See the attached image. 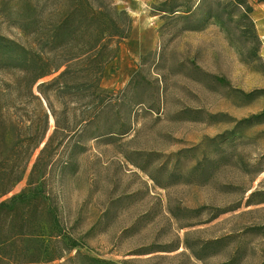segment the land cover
Listing matches in <instances>:
<instances>
[{
    "label": "rangeland",
    "instance_id": "obj_1",
    "mask_svg": "<svg viewBox=\"0 0 264 264\" xmlns=\"http://www.w3.org/2000/svg\"><path fill=\"white\" fill-rule=\"evenodd\" d=\"M112 1L131 30L103 68L96 121L69 104L42 157L46 202L80 245L60 262L264 264V0H175L172 14L166 0ZM22 2L0 0V35L18 42ZM8 78L0 168L43 132L45 107ZM54 128L49 115L45 139ZM44 142L3 199L26 189Z\"/></svg>",
    "mask_w": 264,
    "mask_h": 264
},
{
    "label": "trees",
    "instance_id": "obj_2",
    "mask_svg": "<svg viewBox=\"0 0 264 264\" xmlns=\"http://www.w3.org/2000/svg\"><path fill=\"white\" fill-rule=\"evenodd\" d=\"M63 1L67 8L44 13L37 10L39 0H23L14 21L23 40L0 35V73L10 76V83H17L28 98L45 107L41 110L42 134L16 141L11 149H17V159L0 168V264H74L60 260L66 251L80 247L62 227L55 207L46 202L42 184L47 170L42 157L54 148L56 133L65 130L69 104L92 107L89 118L96 121L97 105L105 92L100 86L103 68L114 57L119 43L128 38L131 20L112 0ZM174 2L166 0L169 5L163 12L174 13L179 7ZM5 14L9 18L12 13ZM55 104L61 109L59 117ZM49 115L55 128L45 139ZM57 141L58 147L62 140ZM43 142L26 189L3 199L12 183L20 180L27 159ZM86 260V264H116L96 257Z\"/></svg>",
    "mask_w": 264,
    "mask_h": 264
}]
</instances>
